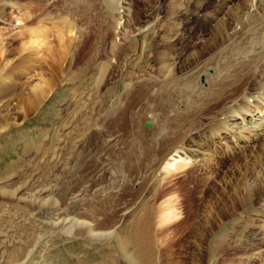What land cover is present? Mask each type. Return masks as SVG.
I'll return each mask as SVG.
<instances>
[{
  "label": "rangeland",
  "instance_id": "1",
  "mask_svg": "<svg viewBox=\"0 0 264 264\" xmlns=\"http://www.w3.org/2000/svg\"><path fill=\"white\" fill-rule=\"evenodd\" d=\"M102 1L0 0V264H129L140 221L157 264H264V130L226 128L264 54L218 56L251 0Z\"/></svg>",
  "mask_w": 264,
  "mask_h": 264
},
{
  "label": "bare ground",
  "instance_id": "2",
  "mask_svg": "<svg viewBox=\"0 0 264 264\" xmlns=\"http://www.w3.org/2000/svg\"><path fill=\"white\" fill-rule=\"evenodd\" d=\"M103 1L112 13V15L115 16L116 21L121 18L120 13L122 12V10H120L119 8L122 7V5L120 0ZM224 9L226 12L233 11V8L230 7V5H226ZM238 14L240 13L236 12L235 16L237 17H231L228 23L229 30L226 33V41L224 39L225 42L220 48V54H218V56L219 60L222 63L224 62L226 64L227 62H234L236 64V68H241L245 64H249L250 62L254 63V61H262L263 59L262 56L264 54V0H251L249 2V12L246 14ZM233 22L234 24H232ZM210 68L206 71H210ZM214 69L216 70V68ZM216 72L218 75L217 70ZM212 73H215L214 70ZM217 79H219V77ZM43 92V89H40L36 92L33 91L32 94L35 99L39 100L44 96ZM248 110H251V112H248ZM240 113L241 114L237 117H235L236 115H229L228 119L233 117L235 118L231 119L228 122V126H226L227 129L239 131V129L241 128V131L244 128L248 130L247 128L250 127L248 131H254V133L256 129H258V131L264 130V83L260 85V88L257 93L250 97L245 109H243ZM244 125L246 127H244ZM248 136L249 134H246V137ZM210 141H213V135H205L203 142L208 143ZM204 153H206L205 150L195 152V156L188 155L186 153L171 154L169 157H165L164 160L161 162L164 164L162 167V171L168 172L176 168L178 164L186 163L190 161L192 157L195 158L197 156H200V154ZM72 220H70V223H68L69 221L65 222L60 220L59 223L61 224V226H66L67 224H69L68 226L70 227V225L74 222V220ZM145 226L146 224L141 225V221L136 223L135 230L131 231L129 236L125 235L118 241V247L122 251H125V244L129 240H131L134 244L133 252L130 255L125 253V257L128 259L129 264H157V261L153 255V245L150 239V235L148 234V227ZM65 229H68V227H65ZM110 264H116V262L111 261Z\"/></svg>",
  "mask_w": 264,
  "mask_h": 264
}]
</instances>
